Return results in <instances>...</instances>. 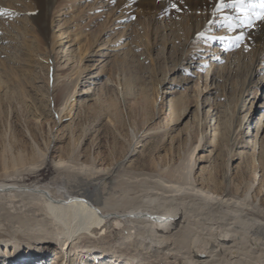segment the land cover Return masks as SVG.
<instances>
[{
	"label": "rangeland",
	"instance_id": "obj_1",
	"mask_svg": "<svg viewBox=\"0 0 264 264\" xmlns=\"http://www.w3.org/2000/svg\"><path fill=\"white\" fill-rule=\"evenodd\" d=\"M10 1H0V9L18 14H0V156L8 161L19 147L32 154L49 142L45 164L24 176L25 183L59 185L53 160L72 150L107 158L116 143L124 166L153 172L177 166L185 150L200 143L193 156L194 184L211 186L215 173L224 185L229 158V187L249 186L264 208V60H253L235 40L229 46L219 25L182 47L187 40L174 39L169 24H149L107 0H69L53 9L55 43L41 49L27 30L26 7ZM33 108L42 116L34 118ZM229 119L234 127L239 120L236 133ZM8 142L11 151L3 152ZM9 200L0 196V248L14 243L19 251L11 257L0 249L3 264L104 263L81 260L57 241L26 232L24 222L45 216L41 203ZM105 231L81 237L101 246L107 236L115 244L117 231ZM29 246L38 251L28 255Z\"/></svg>",
	"mask_w": 264,
	"mask_h": 264
},
{
	"label": "bare ground",
	"instance_id": "obj_2",
	"mask_svg": "<svg viewBox=\"0 0 264 264\" xmlns=\"http://www.w3.org/2000/svg\"><path fill=\"white\" fill-rule=\"evenodd\" d=\"M21 1L27 10V30L39 48H52L55 41L50 35L51 11L69 0ZM10 2L4 0V4ZM106 2L118 11L135 12L149 24L158 19L164 21L174 39L187 40L182 47L188 46L192 37L214 32L219 25L223 28L220 35L228 34L226 41L234 42L235 37L241 36L240 48L248 49L253 60H264V20L256 18L259 6L250 8L247 0L240 8L225 6L218 10V4L230 5L233 0ZM246 15L252 16L251 25L242 22ZM79 75H75L72 86ZM153 100L152 97V104ZM31 111L34 118L42 116L38 109ZM236 126L229 119L234 133ZM48 144L45 142L44 150L37 147L32 154L19 147L8 161L0 156V196L8 195L9 201L20 197L41 203L45 216L33 218V223L26 221L22 227L38 239L57 241L65 253L82 255L81 260L84 256L100 259L103 264H264V208L254 201L249 186L241 190L238 186L229 187V158L222 177L224 185L214 173L209 177L212 185L203 187L196 186L191 178L194 150L200 143L189 146L177 166L153 172L124 166L117 155L122 146L114 143L107 158L80 156L73 150L58 156L53 160L60 183L56 187L25 183L24 176L45 164ZM5 151H11L9 142ZM106 229L108 233L117 231L116 245H109L107 236L100 238L101 246L81 237L89 231L106 234ZM5 245L0 249L11 257L18 253L19 247L14 243ZM27 249V254L38 251L37 246ZM0 262L3 264L4 260Z\"/></svg>",
	"mask_w": 264,
	"mask_h": 264
},
{
	"label": "snow or ice",
	"instance_id": "obj_3",
	"mask_svg": "<svg viewBox=\"0 0 264 264\" xmlns=\"http://www.w3.org/2000/svg\"><path fill=\"white\" fill-rule=\"evenodd\" d=\"M170 2H171V0H170ZM247 3H248L250 8H255L258 5L260 8V13L258 16H256V18L264 20V0H256L255 3L253 2V0H247ZM244 4H245V0H233V3L230 5H224L223 3L218 4L217 10L219 8L225 7V6L240 8V7L244 6ZM171 6L173 8L176 7V5L174 3ZM0 14H6L8 16L18 15L17 13H13V12H10L9 10H5V9H0ZM253 15H255V13H253ZM242 22L247 23L248 25H251L252 24V16L246 15ZM229 27H231L230 24H229ZM241 39H242L241 36L235 37L236 42L240 41ZM231 45H232V42L230 41L229 46H231ZM236 46H239L238 43L236 44Z\"/></svg>",
	"mask_w": 264,
	"mask_h": 264
}]
</instances>
